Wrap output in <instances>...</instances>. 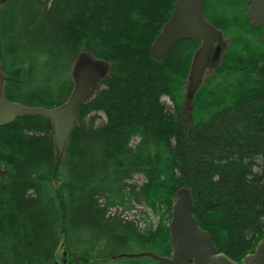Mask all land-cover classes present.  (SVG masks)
I'll return each mask as SVG.
<instances>
[{
    "label": "trees",
    "instance_id": "1",
    "mask_svg": "<svg viewBox=\"0 0 264 264\" xmlns=\"http://www.w3.org/2000/svg\"><path fill=\"white\" fill-rule=\"evenodd\" d=\"M175 1L79 0L81 12L68 19L70 47L108 61L110 72L81 108L63 157L45 118L19 117L0 129V264H160L128 255L170 256L171 209L183 188L219 252L235 262L254 253L264 237L263 28L251 26L247 0L205 1L206 19L231 41L185 125V85L201 42L180 41L162 60L151 55ZM43 22L49 38L52 20ZM44 52L6 80L8 100L32 81ZM138 176L140 185L132 183ZM138 206L140 219L113 213Z\"/></svg>",
    "mask_w": 264,
    "mask_h": 264
},
{
    "label": "water",
    "instance_id": "2",
    "mask_svg": "<svg viewBox=\"0 0 264 264\" xmlns=\"http://www.w3.org/2000/svg\"><path fill=\"white\" fill-rule=\"evenodd\" d=\"M205 1L176 0L169 20L151 46L152 57L162 60L180 41L196 39L201 42L194 53L188 77L189 94L194 98L203 83L215 46L224 39L222 31L206 19ZM247 2V18L253 28H263L264 42V0ZM104 77L93 65L79 67L75 72V86L70 99L60 107L45 108L28 107L8 100L4 96L5 80L0 73V129L12 124L19 117L45 118L52 124L56 156L61 158L78 122L81 108L90 101ZM169 227V257L151 251L128 257H150L160 264H264V237L258 242L254 253L246 255L241 262H235L225 253L219 252L210 233L196 219L194 201L187 188L181 189L173 201Z\"/></svg>",
    "mask_w": 264,
    "mask_h": 264
},
{
    "label": "rangeland",
    "instance_id": "3",
    "mask_svg": "<svg viewBox=\"0 0 264 264\" xmlns=\"http://www.w3.org/2000/svg\"><path fill=\"white\" fill-rule=\"evenodd\" d=\"M74 11L81 12L79 0H14L10 4L0 5V40L2 46L0 73L5 84L8 78H19L27 73L31 66L32 56L40 48H45L44 55L36 64L34 74L31 76L32 81L25 78L22 87L14 90L15 94L10 93L13 102L25 105L24 103L31 101L42 103L49 108L60 107L70 99L73 93L75 72L79 67L93 65L100 71L101 75L106 76L108 74L110 69L108 61L96 58L86 51H80L76 54L70 47L72 35L69 28L71 24L68 19ZM43 13L47 14L43 20H52L53 23L47 31L50 35L49 38L44 37L43 34L46 31L45 22L38 18L39 15L42 17ZM226 40L224 37L215 46L205 78L220 63ZM46 52L48 53L46 54ZM184 96L185 102L181 118L184 124L188 125L194 101V97L189 94L188 79ZM162 100L168 108H173L168 97H163ZM96 118L98 123L106 120L103 112L96 113ZM143 181V178L138 176L132 183L140 185ZM144 211L145 207L138 206V213H130L131 215L124 213L121 209L113 210V213H119L122 214V217L135 220L142 218ZM150 221L154 226H157L159 218L151 215ZM61 253L62 251H60Z\"/></svg>",
    "mask_w": 264,
    "mask_h": 264
},
{
    "label": "flooded vegetation",
    "instance_id": "4",
    "mask_svg": "<svg viewBox=\"0 0 264 264\" xmlns=\"http://www.w3.org/2000/svg\"><path fill=\"white\" fill-rule=\"evenodd\" d=\"M14 0H5V1H1L0 0V5H7V4H10V3H12ZM248 9H249V7H248ZM248 11V10H247ZM246 17H247V12H246ZM251 23V22H250ZM260 29V28H259ZM263 33V32H262ZM227 40H226V42H225V46H224V51H223V53H222V55H221V57H220V60L222 59V57H223V55H224V53H225V51H226V49H227V47H228V45H229V43H230V38H226ZM109 72H110V69H109ZM109 72H108V74H109ZM107 74V75H108ZM106 75V76H107ZM103 87H104V85H102L101 84V82L98 84V87H97V90H96V94L97 95H99L101 92H102V90H103Z\"/></svg>",
    "mask_w": 264,
    "mask_h": 264
},
{
    "label": "bare ground",
    "instance_id": "5",
    "mask_svg": "<svg viewBox=\"0 0 264 264\" xmlns=\"http://www.w3.org/2000/svg\"><path fill=\"white\" fill-rule=\"evenodd\" d=\"M96 90H97V89H96ZM95 92H96V91H95ZM95 92H94V93H95Z\"/></svg>",
    "mask_w": 264,
    "mask_h": 264
}]
</instances>
